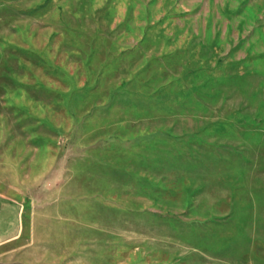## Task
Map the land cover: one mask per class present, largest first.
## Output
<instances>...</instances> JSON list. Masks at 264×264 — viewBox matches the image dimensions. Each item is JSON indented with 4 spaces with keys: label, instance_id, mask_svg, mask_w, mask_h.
<instances>
[{
    "label": "rangeland",
    "instance_id": "rangeland-1",
    "mask_svg": "<svg viewBox=\"0 0 264 264\" xmlns=\"http://www.w3.org/2000/svg\"><path fill=\"white\" fill-rule=\"evenodd\" d=\"M89 43L108 59L89 63ZM89 102L109 124L157 119L158 142L173 127V149L158 151L155 202L122 182L106 191L136 215L107 206L88 233L55 200L87 149ZM60 255L264 264V0H0V264Z\"/></svg>",
    "mask_w": 264,
    "mask_h": 264
},
{
    "label": "crops",
    "instance_id": "crops-1",
    "mask_svg": "<svg viewBox=\"0 0 264 264\" xmlns=\"http://www.w3.org/2000/svg\"><path fill=\"white\" fill-rule=\"evenodd\" d=\"M99 52V57H96L94 48L89 43V63L95 58H99L102 62L108 59V49L102 48L101 50L99 49ZM98 106L89 102V121L86 124V134H88L86 140H89L87 149L85 154L76 160L71 179L64 182L60 187V196L56 199L57 201L55 200V203L58 202L59 208L56 209H58V215L61 216L60 220L69 221L70 223H72L71 221L88 222V233L89 221L109 219V213L103 212V209L108 210L107 206L122 205V209L124 211L127 210L128 215H136V210L139 207L135 206V204L138 201L132 198L133 200L128 202L106 191L124 187L122 182L125 183V187L128 189L149 190L148 195L143 196H148L150 204L153 200L155 202L154 197H156V192L160 188L157 164L158 151L159 149H169L170 151L173 149L172 143L168 144L167 140L173 131V127H169V130L167 127L164 129L169 133L163 134L166 142H163L165 140L158 142L157 127H155L157 119L147 115L137 121L133 120L132 123L127 125L120 123L109 124L96 117L93 113V110L98 108ZM115 142L118 143L115 145ZM110 156L129 158V160L124 164L104 160ZM75 179L82 180L76 181ZM67 189H71L73 192L69 191L67 193ZM82 189L85 190L84 194L87 197L85 202L78 200ZM95 205L98 207L96 208L98 211L96 213ZM102 205H105L106 208H103ZM62 251H69L68 253L79 252L76 245L71 248H64V250L59 252L62 253ZM80 252L89 254V244L85 251ZM62 259L63 257L60 255L57 259L59 261H47L46 264H63ZM69 259L73 260L72 256ZM86 259L89 260V255H87ZM70 264L79 263L75 261L73 263L70 262Z\"/></svg>",
    "mask_w": 264,
    "mask_h": 264
}]
</instances>
